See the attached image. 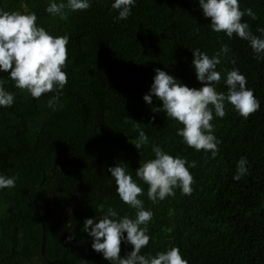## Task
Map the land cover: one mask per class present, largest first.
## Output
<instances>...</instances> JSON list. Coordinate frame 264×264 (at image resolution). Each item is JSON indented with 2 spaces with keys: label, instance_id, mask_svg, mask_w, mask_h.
I'll use <instances>...</instances> for the list:
<instances>
[{
  "label": "trees",
  "instance_id": "obj_1",
  "mask_svg": "<svg viewBox=\"0 0 264 264\" xmlns=\"http://www.w3.org/2000/svg\"><path fill=\"white\" fill-rule=\"evenodd\" d=\"M48 0H0V10L35 12L37 25L53 36H69L67 83L59 92L33 98L0 73L11 107H0V174L17 177L15 187L0 189V264H48L41 256L42 225L45 257L52 264H80L85 247L87 264H110L91 248L83 231L86 218L99 219L109 206L119 216L135 217L122 202L107 172L118 162L135 177L139 163L154 158L152 145L195 161L191 194L175 189L174 196L153 203L148 185L137 180L138 197L153 216L150 240L141 254L155 255L172 246L188 264H264V59L257 60L249 42L235 34L211 30L198 0H136L132 14L116 21L112 0H91L87 10L60 20L45 11ZM251 32L264 29V0H239ZM226 44L217 71L218 92H227L223 74L238 68L259 100L247 119L225 103V116L210 121L221 141L215 158L182 142L177 128L153 96L143 95L160 68L190 88H200L191 50L210 57ZM264 55V54H262ZM235 60V65L232 64ZM58 95L54 109L47 104ZM137 128L148 136L139 150L131 143ZM245 157L248 173L233 179L236 163ZM187 166V165H186ZM132 246L121 243V256Z\"/></svg>",
  "mask_w": 264,
  "mask_h": 264
},
{
  "label": "clouds",
  "instance_id": "obj_2",
  "mask_svg": "<svg viewBox=\"0 0 264 264\" xmlns=\"http://www.w3.org/2000/svg\"><path fill=\"white\" fill-rule=\"evenodd\" d=\"M136 0H112L111 10H116L114 20L127 19L132 14ZM199 8L205 18H210L212 31L223 32L228 38L235 34L249 42L257 60L264 59V29L261 36L254 35L242 17L256 18L251 8L240 9L239 0H198ZM91 0H48L45 11L53 17L67 21L70 12L89 9ZM35 12L0 10V73H8L14 87L26 90L33 98L64 88L67 74L62 69L66 66L67 34L53 36L44 27L38 26ZM192 66L200 88H190L168 72L156 68L149 91L143 95L146 104L153 103V96L161 103L168 118L183 125L177 128V136L182 142L197 151L204 150L215 158L221 141L214 135L215 117L225 116V103L230 104L238 114L247 119L260 107L259 100L251 88L246 87L247 79L238 68L223 74L227 92H218L216 85L222 79L217 71L221 57L230 52L226 44L211 57L200 49L191 50ZM235 65V60H232ZM6 81L0 78V107H11L14 93L4 87ZM54 95L47 101L50 108L58 101ZM138 136L131 142L137 150L148 143V136L137 128ZM154 158L139 163L135 177L127 170V165L118 162L109 166L107 172L116 185V192L122 202L135 210V217L119 216L109 206L102 217L86 218L83 231L91 237V248L102 254L110 264H188L180 249L172 246L155 255L141 254V249L148 245L150 236L148 224L153 216L150 209H145L138 197L143 193L137 180L148 185L147 197L153 203L175 195L179 188L182 194L192 192L193 176L189 169L195 167V161H187L179 155L173 156L161 147L153 144ZM248 161L241 157L236 163L233 179L239 181L248 173ZM187 165V166H186ZM17 177L0 174V189L15 187ZM130 244L132 249L121 256V243Z\"/></svg>",
  "mask_w": 264,
  "mask_h": 264
},
{
  "label": "water",
  "instance_id": "obj_3",
  "mask_svg": "<svg viewBox=\"0 0 264 264\" xmlns=\"http://www.w3.org/2000/svg\"><path fill=\"white\" fill-rule=\"evenodd\" d=\"M79 244L85 247V253H84L83 259L80 264H87V257H88L89 249L85 243H79ZM41 256L45 262H47L48 264H52L45 257V227L43 225H42Z\"/></svg>",
  "mask_w": 264,
  "mask_h": 264
}]
</instances>
